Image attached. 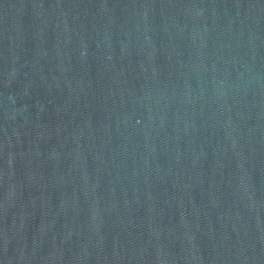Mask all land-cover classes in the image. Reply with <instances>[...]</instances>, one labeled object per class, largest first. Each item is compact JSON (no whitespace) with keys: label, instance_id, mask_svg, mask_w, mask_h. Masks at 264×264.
<instances>
[{"label":"water","instance_id":"95a60500","mask_svg":"<svg viewBox=\"0 0 264 264\" xmlns=\"http://www.w3.org/2000/svg\"><path fill=\"white\" fill-rule=\"evenodd\" d=\"M0 264H264V0H0Z\"/></svg>","mask_w":264,"mask_h":264}]
</instances>
